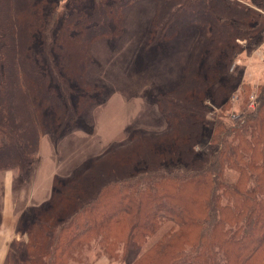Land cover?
Masks as SVG:
<instances>
[{"label":"trees","instance_id":"1","mask_svg":"<svg viewBox=\"0 0 264 264\" xmlns=\"http://www.w3.org/2000/svg\"><path fill=\"white\" fill-rule=\"evenodd\" d=\"M132 1L93 0L87 11L69 0L63 11L49 0H0V171L23 174L47 125L60 132L77 118L89 93L74 106L71 81L85 71L95 41L121 32ZM155 1L150 44L188 26L207 32L182 89L158 95L172 132L135 136L56 179L48 205L19 229L26 257L14 264H77L94 250L90 264L101 256L125 261L135 248L143 250L132 264H264V84L249 109L252 85L243 82V117L232 123L223 114L207 148L195 150L214 124L206 120L207 89L218 100L234 89L226 69L242 54L237 41L257 32L264 16L241 0Z\"/></svg>","mask_w":264,"mask_h":264},{"label":"rangeland","instance_id":"2","mask_svg":"<svg viewBox=\"0 0 264 264\" xmlns=\"http://www.w3.org/2000/svg\"><path fill=\"white\" fill-rule=\"evenodd\" d=\"M49 1L57 9L65 11L69 0ZM241 1L256 6L259 14L264 16V0ZM92 5L93 0H72L70 7L90 11ZM156 10L155 0L132 1L123 9L121 32L114 38H101L92 44L91 59L85 71L71 81L73 105L78 106L80 97L86 93H89V101L80 109L77 118L62 131L56 132L54 126L47 125L31 168L23 174L13 169L0 171V217L7 205L5 197L10 193L21 195V204L15 203L14 211L16 218L20 217L18 228L24 229L33 217L36 209L33 206L41 202L44 203L40 206L48 205L56 179L70 178L101 156L133 144L138 140L135 136L139 139H159L172 132L170 121L159 109L158 95L182 89L185 69L200 54L207 32L205 28L188 26L168 41L150 44L149 35ZM261 24L260 29L248 39L237 41L242 55L236 54L226 69L227 75L234 76L236 83L230 94L224 100H218L213 94L214 87L207 89L203 105L207 109L206 120L214 124L206 130L202 142L196 143V151L207 148L213 128L223 114L232 123L241 119L238 115L243 112L240 108L242 82L248 81L252 85L248 108H253L250 106L251 97L256 96L260 85L264 84V73H253L252 77L242 80L243 67L239 65V59L241 56L245 61L243 52L251 46L257 48L264 40V22ZM263 55L261 52L256 54L259 58ZM71 62L73 65L69 73L75 71L77 57H71ZM9 172L13 174V182L5 185L6 174L8 179L11 178ZM23 231L20 232V240L12 243L6 264L18 263L26 257L24 247L28 237ZM142 250L132 249L125 261L112 260L111 264H132ZM96 256V250L90 251L84 261L77 264H90Z\"/></svg>","mask_w":264,"mask_h":264},{"label":"crops","instance_id":"3","mask_svg":"<svg viewBox=\"0 0 264 264\" xmlns=\"http://www.w3.org/2000/svg\"><path fill=\"white\" fill-rule=\"evenodd\" d=\"M258 47L257 49L251 46L249 49H246L245 53L243 52V56H245V61L244 60L242 61V58L244 57L240 56L241 59H239L240 60L239 65L243 67V79L242 80H245L250 76L252 77L253 73L259 74L260 71L264 73V55L262 58L257 57L259 55L256 56V54H258L259 52L264 54V49H263L264 40L262 41V43H260V45H258ZM253 53H256V54H253ZM9 174L11 175V178L8 179L7 174H6L5 179H4L5 185L6 183L11 184L13 182L12 172H9ZM30 197H31V202H32L33 195L31 194ZM5 199H6L7 205L4 211L2 212V217H0V264H6L7 257L9 255V251L11 249L12 243L20 240V231L18 228L20 217L16 218V212L14 211V207H15L14 204L15 203L21 204L22 196L21 195L15 196L10 193L9 195H7V197H5ZM43 203L44 202H41L40 205H42ZM40 205H36V206L34 205L33 207L36 208L37 206H40ZM93 264H111V261L108 258L100 257L99 259H96Z\"/></svg>","mask_w":264,"mask_h":264},{"label":"built area","instance_id":"4","mask_svg":"<svg viewBox=\"0 0 264 264\" xmlns=\"http://www.w3.org/2000/svg\"><path fill=\"white\" fill-rule=\"evenodd\" d=\"M239 63H240V60H239ZM234 66H235V64H234ZM254 99H255V96H252V97H251V104H250V106L253 107V108L255 107ZM243 115H244V113L238 115V117L242 118ZM235 117H237V116H235Z\"/></svg>","mask_w":264,"mask_h":264}]
</instances>
